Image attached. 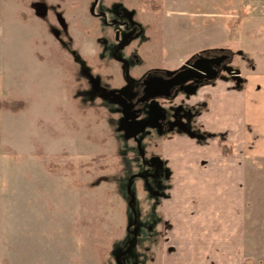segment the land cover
Wrapping results in <instances>:
<instances>
[{"label": "rangeland", "instance_id": "rangeland-1", "mask_svg": "<svg viewBox=\"0 0 264 264\" xmlns=\"http://www.w3.org/2000/svg\"><path fill=\"white\" fill-rule=\"evenodd\" d=\"M247 15L241 0H0V264H162V145L190 112L178 89L143 90L231 56L241 17L264 25ZM247 174L248 264H264V164Z\"/></svg>", "mask_w": 264, "mask_h": 264}, {"label": "crops", "instance_id": "crops-1", "mask_svg": "<svg viewBox=\"0 0 264 264\" xmlns=\"http://www.w3.org/2000/svg\"><path fill=\"white\" fill-rule=\"evenodd\" d=\"M242 13L262 17L264 0H241ZM246 18L241 41L232 35L228 43L232 60L224 54L221 66H211L214 77L176 93L189 108L190 122L180 117L162 145L168 169L162 264L251 262L247 170L264 164V25L246 26ZM232 49L241 63L232 65Z\"/></svg>", "mask_w": 264, "mask_h": 264}, {"label": "water", "instance_id": "water-1", "mask_svg": "<svg viewBox=\"0 0 264 264\" xmlns=\"http://www.w3.org/2000/svg\"><path fill=\"white\" fill-rule=\"evenodd\" d=\"M207 63L212 64L213 62H211L210 60H202L189 66L187 69L180 71L170 80H164L160 78L163 86L161 93L155 95L151 94L145 97L143 100H149L150 98H155L158 96H170V90L174 87L182 86L192 80L202 81L214 77V75H216V72H214L211 66L207 65Z\"/></svg>", "mask_w": 264, "mask_h": 264}, {"label": "flooded vegetation", "instance_id": "flooded-vegetation-1", "mask_svg": "<svg viewBox=\"0 0 264 264\" xmlns=\"http://www.w3.org/2000/svg\"><path fill=\"white\" fill-rule=\"evenodd\" d=\"M223 58L224 57H216V58L208 59V60H210L213 63L212 64H208L207 63V65L214 66V67H217L218 68V66H221L222 62L224 61ZM208 60L206 59V61H208ZM193 64H195V63H193ZM160 78H162V77H156L155 76V77H152V78L149 79L148 85L143 90V98H142V100L145 97H147V96H149L151 94L155 95V94L161 93V91L163 89V86H162V83H161L162 81H160L161 80ZM162 79H164V78H162ZM164 80H170V79H164ZM197 82L198 81H196V80H192V81L186 83L188 85H186V84H184V85H186V87H187V86L192 85L193 83H197ZM184 85H182V86H184ZM182 86L172 88L170 90V95H173L174 92H175L174 90H176V89H178V91H182L183 90L182 89L183 88ZM158 97H160V96H158ZM158 97H155V98H158ZM150 99H153V98H150Z\"/></svg>", "mask_w": 264, "mask_h": 264}, {"label": "trees", "instance_id": "trees-1", "mask_svg": "<svg viewBox=\"0 0 264 264\" xmlns=\"http://www.w3.org/2000/svg\"><path fill=\"white\" fill-rule=\"evenodd\" d=\"M16 104V103H15Z\"/></svg>", "mask_w": 264, "mask_h": 264}]
</instances>
